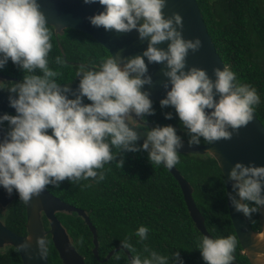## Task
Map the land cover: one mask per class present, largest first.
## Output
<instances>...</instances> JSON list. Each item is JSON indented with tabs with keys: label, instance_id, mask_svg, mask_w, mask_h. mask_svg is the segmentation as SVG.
I'll list each match as a JSON object with an SVG mask.
<instances>
[{
	"label": "clouds",
	"instance_id": "clouds-1",
	"mask_svg": "<svg viewBox=\"0 0 264 264\" xmlns=\"http://www.w3.org/2000/svg\"><path fill=\"white\" fill-rule=\"evenodd\" d=\"M82 2L98 3L104 9L87 17L91 26L116 34L135 31L147 46L133 57L117 52L98 66L79 65L78 86L73 90L69 83H58L62 73L50 67L54 25L48 23L39 0H0V69L10 60L23 73L22 81L6 90L15 115L0 116V124L9 126L0 141V187L9 196L15 191L24 204L64 181H103L111 171L105 166L117 157L116 168L124 166L123 153L145 152L151 165L162 164L168 170L180 162L178 150L184 145L176 129L171 125L146 127L145 117L155 114L150 93L142 91L153 85L148 65H163L161 74L166 79L161 86L167 91L159 105L174 109L190 137L189 147L199 146L201 139L208 145L230 140L253 121L260 103L256 88L239 82L228 67L214 68L213 79L206 70L187 66L189 52H198L202 42L184 39L183 17L176 12L164 14L167 0ZM54 27L57 33L65 29L58 32ZM163 43L166 48L159 47ZM54 63L63 67L65 60L57 55ZM85 99L90 103L85 104ZM164 118L170 120L172 114ZM134 124L145 129L146 139L140 145V128ZM228 179L235 192V196L229 194L232 207L251 219L264 206V167L236 163ZM149 231L140 226L121 242V248L131 253L129 264H183L178 251L169 257L143 243ZM132 235L143 245L140 251L129 242ZM48 243L45 235L36 238L41 259L48 255ZM237 244L236 235L201 236L196 247L204 264H234ZM15 247L29 253L31 236Z\"/></svg>",
	"mask_w": 264,
	"mask_h": 264
},
{
	"label": "trees",
	"instance_id": "trees-1",
	"mask_svg": "<svg viewBox=\"0 0 264 264\" xmlns=\"http://www.w3.org/2000/svg\"><path fill=\"white\" fill-rule=\"evenodd\" d=\"M195 1L215 52L224 66L236 74L239 82L256 88L260 103L255 106L254 115L264 129V0ZM52 43L50 67L62 73L57 78L60 84L73 81L79 65L98 66L109 56L90 36L72 29H64L61 34L53 31ZM57 55L65 60L63 67L54 63ZM0 74L10 78L0 80V88L5 91L11 84L21 82L23 77L22 71L10 60L0 69ZM152 102L155 114L145 117L146 127L150 130L171 125L182 141L188 143L190 137L175 111L169 107L162 109L159 103ZM166 113H171L172 119H165ZM1 125L7 133V122ZM138 128L145 130L140 125ZM203 144L206 142L201 139L200 145ZM123 156L124 166L116 168L117 157V161L105 166L111 171L106 172L105 179L99 183L91 179L77 184L64 181L59 188L49 186L46 189L60 201L81 209L93 226L98 259L92 255L91 233L83 219L73 212L55 213L84 264H129L122 249L105 262L99 261L109 251L121 247L125 237L134 234L140 226L150 230L143 243L161 255L171 257L178 251L183 264H204L196 247L201 234L188 216L177 182L162 165H151L145 152L123 153ZM179 156L180 162L174 168L189 184L191 198L203 218L207 233L213 239L234 235L227 214L224 180L214 159L208 154ZM89 184L90 187L85 186ZM0 211L1 221L7 229L17 235L25 234L24 203L15 191L11 202ZM246 220L251 229H258L257 213ZM42 222L46 225L44 219ZM47 239L48 264H61ZM138 241L139 238L132 235L129 242L140 251L143 245ZM234 255L236 264H249L239 244ZM0 264H20L16 250L8 246L0 252Z\"/></svg>",
	"mask_w": 264,
	"mask_h": 264
},
{
	"label": "water",
	"instance_id": "water-1",
	"mask_svg": "<svg viewBox=\"0 0 264 264\" xmlns=\"http://www.w3.org/2000/svg\"><path fill=\"white\" fill-rule=\"evenodd\" d=\"M39 3L41 4V11H43L47 17L48 23L56 26L58 32L61 27L82 32L90 36L95 42L103 47L108 52L109 56L121 52L123 56L133 57L141 54L146 49L147 42H141L135 31L128 34H116L111 31L105 32L103 28H94L91 26L87 17L98 14L104 10L98 3L86 5L82 0H39ZM173 12L179 13L183 17L184 39L199 38L202 42V47L198 52H189L186 61L187 66L206 70L208 75L214 79L212 70L214 68L223 70V67L225 66L215 52V48L207 34L196 1L167 0V7L164 9V14L167 17ZM54 26L52 27L54 33L61 34V32H56ZM159 47L166 48L167 44L163 43L159 45ZM60 51L62 52L61 48ZM162 69L163 65L160 64L148 65V74L153 80V85L151 87L145 86L142 89V91L149 92V98L157 103L165 98L167 91L161 86V83L166 79L161 74ZM9 79L10 78L0 74V80ZM67 86L75 90L78 86V82L69 83ZM168 90H170V88ZM9 95L8 91L0 88V116L4 114L15 115V110L9 107ZM68 98L72 99L74 97L69 95ZM134 119L138 120V118L135 117ZM134 126L138 127L136 124H134ZM137 131H140L141 137L137 143L142 144L143 140L146 139V135L143 132L144 130L141 131V129H137ZM5 135L6 132L0 124V141L4 139ZM183 145L184 146L178 150L179 154H208L214 159L224 180V195L227 214L234 235L237 236L241 253L246 257L249 264H264V238L256 247L253 246L255 244L253 237L264 231V206H261L257 213L258 229L253 230L249 226L244 215L236 212L229 200V194L235 196V192L232 190V181L228 179V173L236 163H241L245 166L252 164L257 167H264V129L256 116L254 115L253 121L246 127L241 128L238 134H234L230 140H221L212 145L203 144L189 147L188 143L184 142ZM164 169L177 182L188 216L196 231H198L201 236H209V238H212L205 230L203 218L199 214L191 198V188L189 184L180 176L175 168L168 170L164 167ZM262 195H264V189H262ZM236 198L239 200V197ZM10 202L11 196L7 194L3 187H0V208H5ZM24 209V236L13 233L0 221V248L10 246L16 250L15 246L22 243L24 239L29 236L32 238V247L29 253L18 252L16 250L20 264H48L47 257L41 259L37 255L35 244L37 237L46 234L50 236L51 245L61 264H84L82 257L75 251L65 230L55 217V213L58 212H73L83 219L91 233L92 255L95 259H98L95 230L89 222L86 214L81 209L60 201L47 190L39 197L33 198L29 204H24ZM40 214H42L43 218L48 223V229L46 232L42 228ZM118 249L122 248L116 247L109 251L99 262H105ZM122 251L129 262V259L131 258L129 253L125 249H122ZM234 264L236 263L234 262Z\"/></svg>",
	"mask_w": 264,
	"mask_h": 264
},
{
	"label": "flooded vegetation",
	"instance_id": "flooded-vegetation-1",
	"mask_svg": "<svg viewBox=\"0 0 264 264\" xmlns=\"http://www.w3.org/2000/svg\"><path fill=\"white\" fill-rule=\"evenodd\" d=\"M78 80H79V78H76V74H75V77H74V80L73 81H71V82H69V83H74V82H78ZM84 103H90L89 101H84ZM13 196V193L11 194V197ZM1 209H4V208H1ZM42 219H44L43 218V216H42V214H40V221H41V223H42V228H43V230L46 232L47 231V229H48V223H47V221H46V225H44V222H42ZM1 221V220H0ZM2 222V221H1ZM3 224V223H2ZM4 225V224H3ZM5 226V225H4ZM25 235V234H24ZM24 235H21V236H24ZM46 237H48L49 238V240H50V236L48 235V234H46L45 235ZM4 247H8V246H4ZM47 263H48V261H47Z\"/></svg>",
	"mask_w": 264,
	"mask_h": 264
},
{
	"label": "bare ground",
	"instance_id": "bare-ground-1",
	"mask_svg": "<svg viewBox=\"0 0 264 264\" xmlns=\"http://www.w3.org/2000/svg\"><path fill=\"white\" fill-rule=\"evenodd\" d=\"M263 238H264V231L260 233L259 235L255 236V241L258 242L257 244H260Z\"/></svg>",
	"mask_w": 264,
	"mask_h": 264
},
{
	"label": "rangeland",
	"instance_id": "rangeland-1",
	"mask_svg": "<svg viewBox=\"0 0 264 264\" xmlns=\"http://www.w3.org/2000/svg\"><path fill=\"white\" fill-rule=\"evenodd\" d=\"M134 123V122H133ZM1 210V208H0ZM1 216H2V211H0V220H1ZM7 247H2L0 248V252H3Z\"/></svg>",
	"mask_w": 264,
	"mask_h": 264
}]
</instances>
